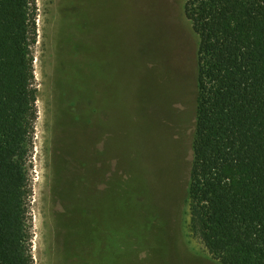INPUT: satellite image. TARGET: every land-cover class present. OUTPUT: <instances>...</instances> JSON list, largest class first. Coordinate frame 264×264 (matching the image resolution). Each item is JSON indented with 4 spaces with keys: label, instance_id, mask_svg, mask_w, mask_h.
Returning a JSON list of instances; mask_svg holds the SVG:
<instances>
[{
    "label": "rangeland",
    "instance_id": "374dc122",
    "mask_svg": "<svg viewBox=\"0 0 264 264\" xmlns=\"http://www.w3.org/2000/svg\"><path fill=\"white\" fill-rule=\"evenodd\" d=\"M185 0H35L34 264H221L189 227L199 36Z\"/></svg>",
    "mask_w": 264,
    "mask_h": 264
},
{
    "label": "trees",
    "instance_id": "16d2710c",
    "mask_svg": "<svg viewBox=\"0 0 264 264\" xmlns=\"http://www.w3.org/2000/svg\"><path fill=\"white\" fill-rule=\"evenodd\" d=\"M35 4L0 0V264H34ZM183 10L199 36L189 227L221 264H264V0Z\"/></svg>",
    "mask_w": 264,
    "mask_h": 264
}]
</instances>
